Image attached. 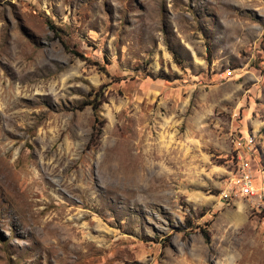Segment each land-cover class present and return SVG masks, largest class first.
<instances>
[{
    "label": "rangeland",
    "instance_id": "1",
    "mask_svg": "<svg viewBox=\"0 0 264 264\" xmlns=\"http://www.w3.org/2000/svg\"><path fill=\"white\" fill-rule=\"evenodd\" d=\"M240 156L264 0H0V264H264Z\"/></svg>",
    "mask_w": 264,
    "mask_h": 264
},
{
    "label": "built area",
    "instance_id": "2",
    "mask_svg": "<svg viewBox=\"0 0 264 264\" xmlns=\"http://www.w3.org/2000/svg\"><path fill=\"white\" fill-rule=\"evenodd\" d=\"M252 142V140L246 141L245 145L248 149L251 148ZM255 179L259 180L261 187H256ZM225 180L224 188L219 193L221 200L242 197L248 200L252 209L264 213V166L260 169L253 168L250 159L240 156L238 169Z\"/></svg>",
    "mask_w": 264,
    "mask_h": 264
},
{
    "label": "trees",
    "instance_id": "3",
    "mask_svg": "<svg viewBox=\"0 0 264 264\" xmlns=\"http://www.w3.org/2000/svg\"><path fill=\"white\" fill-rule=\"evenodd\" d=\"M93 93H89V97L90 99L86 100L85 102H83L81 104L80 109H83L84 107L90 106L93 110H98L99 107L102 105L103 101L101 100H97V95L98 93L100 94V89H98L96 92L92 90ZM104 125V121H100L99 123V127L97 129V135H96V139L100 136V132H101V128ZM204 240L206 243L210 242V234L207 231V229H202L200 230Z\"/></svg>",
    "mask_w": 264,
    "mask_h": 264
}]
</instances>
